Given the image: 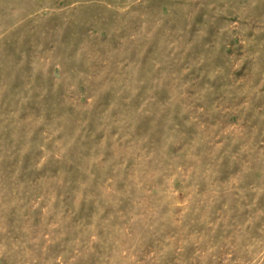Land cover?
<instances>
[{
	"label": "rangeland",
	"instance_id": "obj_1",
	"mask_svg": "<svg viewBox=\"0 0 264 264\" xmlns=\"http://www.w3.org/2000/svg\"><path fill=\"white\" fill-rule=\"evenodd\" d=\"M0 264H264V0H0Z\"/></svg>",
	"mask_w": 264,
	"mask_h": 264
}]
</instances>
